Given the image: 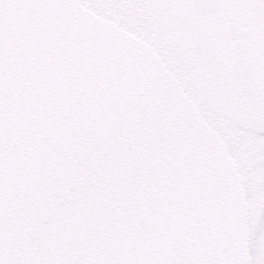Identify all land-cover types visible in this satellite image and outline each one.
<instances>
[{
	"label": "snow or ice",
	"instance_id": "snow-or-ice-1",
	"mask_svg": "<svg viewBox=\"0 0 264 264\" xmlns=\"http://www.w3.org/2000/svg\"><path fill=\"white\" fill-rule=\"evenodd\" d=\"M0 264H264V0H0Z\"/></svg>",
	"mask_w": 264,
	"mask_h": 264
},
{
	"label": "water",
	"instance_id": "water-1",
	"mask_svg": "<svg viewBox=\"0 0 264 264\" xmlns=\"http://www.w3.org/2000/svg\"><path fill=\"white\" fill-rule=\"evenodd\" d=\"M199 163H202L208 172L205 190L209 195H212L216 193L218 185L227 180V177L222 175L220 171L223 168V165L219 160H212L211 157L202 158Z\"/></svg>",
	"mask_w": 264,
	"mask_h": 264
}]
</instances>
